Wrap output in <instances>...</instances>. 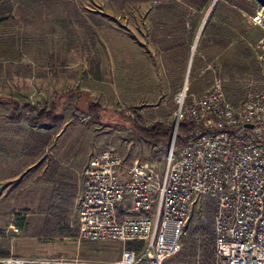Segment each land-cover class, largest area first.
<instances>
[{
    "label": "rangeland",
    "instance_id": "1",
    "mask_svg": "<svg viewBox=\"0 0 264 264\" xmlns=\"http://www.w3.org/2000/svg\"><path fill=\"white\" fill-rule=\"evenodd\" d=\"M189 1L0 0V19L5 20L0 23V172L11 173L8 183L15 189L14 211H0V263L9 258L30 260L27 264L75 258L110 263L123 247H131L115 240H79L75 214L47 219L38 204L39 186L45 183L41 173L61 163H86L108 146L116 147L126 164L136 159L163 169L168 152L129 136L130 124L122 115L136 111L146 124L162 121L173 128L178 94L185 88L184 100L210 87L216 74L201 69L204 60L197 56L206 10ZM233 3L248 5L247 0H218L217 76L226 98L239 103L264 88V65L251 37L243 33L239 38V18L220 23L221 13ZM76 87L104 108L99 122L71 123L74 98L62 100L64 122L50 129L7 118L12 103L49 100L55 92ZM24 186L36 190L30 211L25 210ZM202 203L193 205L183 246L171 259L176 264L211 259L210 211ZM93 252L104 257L90 256Z\"/></svg>",
    "mask_w": 264,
    "mask_h": 264
},
{
    "label": "built area",
    "instance_id": "2",
    "mask_svg": "<svg viewBox=\"0 0 264 264\" xmlns=\"http://www.w3.org/2000/svg\"><path fill=\"white\" fill-rule=\"evenodd\" d=\"M249 22L262 29L253 47L264 65V6ZM178 117L194 126L182 146L168 150L163 169L136 159L126 164L108 146L82 170L78 238L136 246L123 247L110 263L75 258L62 264H176L171 259L183 246L198 200L210 211L213 252L210 261L191 264H264V88L232 103L215 75L208 89L189 94Z\"/></svg>",
    "mask_w": 264,
    "mask_h": 264
},
{
    "label": "crops",
    "instance_id": "3",
    "mask_svg": "<svg viewBox=\"0 0 264 264\" xmlns=\"http://www.w3.org/2000/svg\"><path fill=\"white\" fill-rule=\"evenodd\" d=\"M248 5L233 3L229 6V10L226 13H221L220 19L222 24L233 23L239 18L240 29L238 32L239 38H243V33L246 36H250V40L253 43L262 35L261 27L255 25L247 26L245 23L249 20V16L254 13L255 9L259 5L254 0H247ZM241 6V7H240ZM198 7V6H196ZM243 9V10H240ZM246 11H245V10ZM200 11H205V19L207 18L204 28L199 40V51L197 56L204 60V65L201 69L209 70L214 75L218 74V0L213 4L210 0H205ZM204 23V22H203ZM248 23V22H247ZM189 43V38H187ZM190 51V50H189ZM188 56H191V51L188 52ZM87 163V162H86ZM83 161H72L70 163H61L56 166L46 167L42 169V175L45 178V183L39 186V200L38 204L43 211L44 216L48 218L64 219L72 217L74 214L77 219V210L79 205V197L81 193V174L85 166ZM40 174V173H39ZM9 171L0 172V182H5L3 188L0 190L2 198L0 199V211L2 213L14 211V192L15 189L8 183L11 177ZM23 193L24 205L27 209L31 210V206L36 204V190H32L30 187L24 186ZM118 212L122 214V209L119 207ZM78 233V224H77ZM79 239V238H78ZM81 240V239H79ZM86 241V240H82ZM95 242V241H90ZM99 242V241H97ZM131 247L136 246V242H128ZM104 257L103 252H93L90 256ZM120 256V255H119Z\"/></svg>",
    "mask_w": 264,
    "mask_h": 264
},
{
    "label": "trees",
    "instance_id": "4",
    "mask_svg": "<svg viewBox=\"0 0 264 264\" xmlns=\"http://www.w3.org/2000/svg\"><path fill=\"white\" fill-rule=\"evenodd\" d=\"M204 1L205 0H191L189 1V4L201 7ZM4 21V19H0V23H3ZM70 98L75 99L71 106V123L83 120L99 122L101 111L104 108L102 105L92 102L88 92L81 91L77 87L64 92H55L49 100L41 99L36 103H25L23 105L12 103L13 106L7 114V118L11 123H19L22 120H25L29 126L36 128L42 127L50 129L60 126L64 122V117L62 112L59 111V105L63 99L69 100ZM122 117L130 124L131 133L129 136H138L143 140L160 147L164 152H168V144L173 135V128L171 125L162 121H155L151 124H146L142 115L136 111H132L129 115L124 114ZM193 126L194 124L186 119H181L179 121L175 136V146L181 145L184 136L193 128ZM117 213L118 217L121 218L122 214L119 212Z\"/></svg>",
    "mask_w": 264,
    "mask_h": 264
},
{
    "label": "bare ground",
    "instance_id": "5",
    "mask_svg": "<svg viewBox=\"0 0 264 264\" xmlns=\"http://www.w3.org/2000/svg\"><path fill=\"white\" fill-rule=\"evenodd\" d=\"M220 78V77H219ZM221 79V78H220ZM222 81V80H221ZM185 91V88L178 94V96H177V101H178V104H179V108H178V110H177V113H176V120H175V123H174V125H173V136L174 137H172V140H171V144L169 145V149L171 148V147H173V148H179L180 146H182V144H183V142H184V139H185V136H184V138H183V142L181 143V145L180 146H175V136H176V131H177V127H178V123H179V121L181 120V119H186V118H179L178 117V113H179V111L181 110V108L183 107V103H185V102H187L188 101V98H186V99H184L183 100V97H184V92ZM182 100H183V103H181L182 102ZM186 120H188V119H186ZM189 121V120H188ZM174 128H176V131H175V134H174ZM188 133V132H187Z\"/></svg>",
    "mask_w": 264,
    "mask_h": 264
},
{
    "label": "water",
    "instance_id": "6",
    "mask_svg": "<svg viewBox=\"0 0 264 264\" xmlns=\"http://www.w3.org/2000/svg\"><path fill=\"white\" fill-rule=\"evenodd\" d=\"M259 5L264 6V0H255ZM247 126H250L249 124H247ZM175 134V131H174ZM174 137V136H173Z\"/></svg>",
    "mask_w": 264,
    "mask_h": 264
}]
</instances>
